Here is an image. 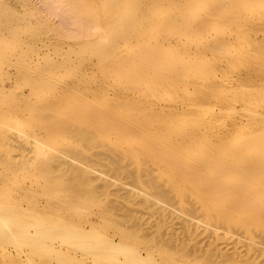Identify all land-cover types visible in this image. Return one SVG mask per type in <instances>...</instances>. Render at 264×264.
<instances>
[{"label": "bare ground", "instance_id": "6f19581e", "mask_svg": "<svg viewBox=\"0 0 264 264\" xmlns=\"http://www.w3.org/2000/svg\"><path fill=\"white\" fill-rule=\"evenodd\" d=\"M198 1L199 0H179L178 3L174 0H102V5L99 10L98 8L94 9V7H91V9L93 8V11L89 12L95 16L93 17L92 15V18H94V20L92 19V21H95L94 23L97 25H95L94 27H100L98 28V30H101V32L103 31L102 35H100L101 37H99L98 35L97 36L102 39L105 36V38L102 41L95 36L93 40L91 39L90 41L89 39L88 41H86V43H84V46L82 45V47H84V50L86 52H89L88 56L96 59L100 67L104 68L105 71L103 70V72L107 71V74H110L109 70L112 72L116 71L115 74L119 73V71L130 73L128 71V68L133 67V65H131L133 64L131 63V59L133 57L136 58L137 56H139V58L143 60L142 63L145 66H143V69L145 68L146 70L144 69V71L141 72L143 70L141 68L142 70L138 72L140 73V76L139 78H137V76H135L136 71L134 72V70H131L134 68L136 69L137 67H133L131 69L129 68L132 71V74L130 73L128 74V76H133H129L130 78H132V81L129 80L131 81L130 84L131 86L138 89L141 94H144V92H146L144 88H140L143 79L141 75H143L144 72L148 73L150 71V69L147 68H152V66H149V64L151 63L155 64L157 62L160 67H158L157 65L154 66H157L158 68H161L163 66V68L158 71L156 70V67L155 69H153L154 66L152 68V73L154 75L157 74L158 76L160 74L159 79L166 80V82L168 83L181 82L179 76L181 74H184L185 68L188 67L189 64H179L180 66L183 65L184 68H179L180 66L178 65L177 67H174L176 59L180 57V54H178L180 52L177 53L175 50L178 51L179 49L184 54H190L187 49L191 45H188L189 40L187 39L188 37L185 38V33L191 31L188 35H195L194 37L197 38L198 33L194 32L195 34H193L192 31H198L200 32L199 35H201L199 37H205L204 35L202 36V34L203 32H208V34H210L211 30L209 27L211 26L209 25H212V19H215L216 17H222V19L224 17H228L227 13L230 14V11L228 9L231 8L230 10H232V7L235 8H233V10H236L237 8L236 12H233L237 14L241 12L242 14L244 8H242L243 11L238 12L241 9H238V6L239 4H243V2L248 0H207V2H205V0H202V2L204 1L203 3L201 1L200 3ZM250 1L255 0H249L248 2ZM262 1V3L264 4V0ZM77 2L79 1L77 0ZM83 2H85V0ZM192 2L196 3L195 7H192ZM204 3L205 7L202 8L206 9L207 7H210L212 9L213 7L214 9L216 7L217 9H219L211 12V9L205 10L200 6V12L204 10L202 12L203 18H206V16L208 17L209 12L210 18L208 17L209 19L202 21L200 20L202 18H199L198 20H200V22L198 24L196 23V25H192V21L196 20V18L194 14L193 18L195 19L190 18L192 17V14L190 16L188 15L192 12H198L199 8L197 7L199 5L203 6ZM175 5H178L176 6V11L174 10V13L177 16L173 13L174 17L172 18V16L170 14H167V12H170L172 9H174ZM7 7L8 6H5L2 2H0V61H2V57L3 59L4 57L8 58L7 67L12 65V67L14 68L13 70L15 71L11 72L9 69H7V67L0 65V249L4 251L7 246L10 247L11 245L13 248H15V252L19 254H26L25 256L30 262V259L32 258H38V260L36 259L37 261H39L41 258H44V262L49 261L51 264L53 260L56 261H54L55 264L58 261L59 263L62 262L64 264H70L71 262H74L73 264H176V262L177 264H209L204 253L198 254V251L195 248V250L191 249V251H189V249L187 250L185 249V246H183L184 248L180 249L182 247L181 245H183L184 243H180V245L175 242L177 239H179V232H177L176 230L175 232H172V237H170V234L169 237L167 236L168 238H171L170 240L167 239L168 241L166 240L164 242L163 240L159 239V237L157 239H159L160 242L158 241L159 243H157L156 238H147L151 235L145 236L143 233L139 234L142 228L136 227L135 225L134 227H126L122 224V221H120L119 219L117 220V214L113 212V203V207L109 206L108 208V205H106L107 202L104 204V201L100 196L102 193H104L105 187L103 186L101 188L99 187L100 189H97L96 186V189H93L95 186L92 183V180H90V178L92 177L89 176V174L91 173L92 175V172L95 169H98V167H108L109 163L112 164V166H115L113 167L115 172H117L118 174H120L121 172L128 173L136 186L138 185L142 189H146L147 192L153 193V195H151L142 190L145 196L147 194V196H154V198L158 201L163 200V198H165L164 192L167 191L165 190L163 192L162 186L170 185V188L175 191L180 201L185 200L189 194L196 195L200 201V206L206 210L205 212H207L205 215H209L210 219L216 213L212 211L213 208L219 207L222 209H226L227 212L233 215L232 217H238L241 220V222L239 221V223H245L247 222V218L252 217L256 223L264 225V136H258L261 132L263 133V130L261 132H257V134L259 133L258 135H255L256 133L252 132V134H254L253 136L255 137L251 140L249 139V142L245 144H238V146L240 147L235 146L236 143L232 142V145L229 140V142L226 141V139L228 138L225 139L226 142H221L223 141V139L220 140V138L219 141L216 138V140L219 141V144H217L214 139L213 140L215 143L212 140H209L214 144H210L209 141H206V145H203L202 143V146L197 140V137L201 136L199 134L200 130H197L199 131L197 134L199 136L197 137L196 135H191L192 132H190V135H188V132L186 131V135H183V132L179 131L177 132H181L179 138L181 136H184V139H180V141H183H177L178 144H171L170 148H168V146H165L166 149H163V145H166L168 143V137H164L163 135L165 134L162 135L158 132V134L156 133V135H153L155 134L156 130L160 132L164 130L163 127L165 124L161 123L163 126H161L160 124L159 125L163 128V130L159 128L160 126H157L159 130L157 127H155V132H152V138L154 137V140L157 139L155 140V143L159 144L158 148L160 147V145L161 147H163L159 149L157 148L158 150L156 149L157 151L155 150V155H153V153L150 154L149 152H147L146 149H148L149 144H143L142 142L144 140L142 141V138L151 135L149 133L153 130H151L150 132H147V130L149 131V123H151V121L157 117V111L161 112V110L159 111L157 108H154L156 111L152 109L151 112L148 109H144L145 113L146 110H148L149 113L147 112V115H141V111L143 110L141 108H144V106L142 107L141 105H136L139 106L138 108L132 106V99L129 98L131 100L126 99L127 101H131L128 103H126L127 101H119L120 103H122L121 106L123 107V114H120L121 112L119 111L118 113L121 116L117 115L118 117H113L114 114H109L111 109H109V98H101L100 100L95 95V97H93V99L89 102H80V105L77 108L69 111V115L67 117H64L60 114L61 110H64V104L62 105L63 101L59 105L49 103L46 100L47 97H45V93L48 88H51L49 87L48 83V75L54 74L58 67L65 64L66 61L63 60L61 63L52 62L48 56L49 53L47 55V51L45 52L44 49V51H42L41 48H43V44H40L41 46L31 45V43L29 42H26V44H24L25 40L21 35L24 34L25 31L31 32L29 31L31 29L25 31L24 29H21L22 24L18 23L14 15H12V11L10 12L9 8ZM166 9L169 10L167 11ZM95 10L97 14L102 11L101 16L98 15L97 17V14H95ZM165 10L166 12H164ZM195 10L197 11L195 12ZM208 10L210 11L208 12ZM205 11L207 12L205 13ZM164 13L170 15L171 17L164 18L168 17L167 15L164 16ZM237 14H235V16ZM204 15L206 16L204 17ZM260 15V18H258L259 20L255 19L257 16H255V20L252 19L251 16L250 18L251 22L256 24L255 26L260 25L261 28L254 31H262V37H260L263 40L260 39L259 41H262L261 43L264 44V15ZM187 16L190 18H188V22L184 21L187 19H183ZM175 17H177L178 19L180 18V20L175 19V21H180V25L182 23H185L187 26H185V24L182 25V27H186V30L185 28H183L184 30L182 29L183 31H185L184 34L181 32V34L173 33L176 36L174 38V43L168 42L169 39H171L169 41H173V36H171L173 34L172 32H170L171 35H169L167 34V32L168 29L172 31L173 28H171V24L172 22H174L172 21V19H174ZM231 18L232 17H230V19ZM20 22L22 23V21ZM139 22L147 23V25L143 27L145 30L142 28L143 31L141 29L140 33H135L134 28L136 27V24L138 26ZM176 23L177 25H179L178 22ZM133 32L135 34H133ZM214 33L215 34L212 35L216 37V34L218 35L219 33H221V31L219 32L218 30V33ZM145 34L148 35V37L155 39L154 43L148 40L150 38L145 39V41L148 40L154 45L147 46V43L150 44L148 41L145 44L142 43L145 42ZM165 34L169 35L171 38H168ZM241 35L242 34L239 35L238 32H234L227 36L221 34L220 36H217L216 39H212L214 42L212 41L213 43L211 45L209 44L207 46V49L214 50L215 52L213 51V53L217 52L218 54L222 51L228 52L229 49L226 48L227 44L235 45L238 39L243 41L246 40L243 39L244 35ZM142 37L143 39L141 40L140 38ZM190 38L191 37H189V39ZM132 39L133 41L139 39L142 43L140 45L136 44L137 50L140 49L136 52L138 53L136 57V53L132 57L130 55L127 56L124 52L127 48L126 47L123 53L124 55H126V58L130 57V60L126 59L124 62H122L118 58V61L121 64H119V62L117 61L119 65H116V62L113 61L115 64L113 67L111 66L113 65V62L110 64V67L109 62L104 65L105 60L109 61V58L111 57L114 59V55H116L117 50H119L120 47L129 44ZM165 39L166 44L169 43L170 47L167 45L168 47L165 46L164 48L163 42L165 41ZM139 40H137L136 43H138ZM256 40H258V38ZM43 43H45V41ZM170 43H174L175 45H172ZM253 43H255L257 46L259 44L257 41L255 42V39L253 40ZM261 43L260 46L263 45ZM19 45H23L22 47H24L20 51L17 50V46ZM256 45L253 46L256 47ZM138 46H140V48ZM171 49L174 50L173 52H176V56L174 55V53L172 54ZM217 49L221 51L218 52ZM81 50L78 51L79 54L84 51ZM162 50H164V52ZM183 50L186 52H184ZM194 50L196 51L197 49L194 48ZM262 51L264 53V50ZM160 52H162L161 55ZM193 52L194 51L192 49V53ZM118 54L119 53L117 52V55ZM124 55L123 59H125ZM215 56L218 55L216 54ZM139 58L136 59L139 60ZM142 60H140V64ZM158 61H160V63L162 62L163 65L161 64V66ZM136 63L138 64V62ZM125 66L129 67L126 68ZM186 70L188 69L186 68ZM263 70L264 69H262V72H264ZM262 72L260 70L259 73L264 74ZM125 73L124 75L126 77L127 73ZM245 74L246 75L243 77V79H239L240 77L238 79H235L237 81L234 82V85H232L234 87L232 91L236 90L235 87L241 86V82H243L244 79L249 76L248 73ZM261 74H259V76ZM120 75L122 74L120 73ZM184 75H186L185 77H188L186 72ZM241 75L243 76L244 74L241 73ZM129 77H127V79H130ZM263 77L264 76H262V78ZM260 80L264 81V78ZM21 83L26 85L27 88L24 91L16 90V85H19ZM130 84L128 85L130 86ZM133 87L131 89L134 90ZM141 89H143L144 91L142 92ZM119 97H117V99H119ZM119 102L116 103H118V105L120 106ZM116 103L114 104L116 105ZM176 103L172 105L173 108L176 109V114L179 113L178 111L180 110H185L183 108L184 106L180 107ZM115 105L112 107L113 109H120L118 105L116 106L117 108H115ZM180 112L182 113V111ZM186 113L188 114V112ZM166 114L170 116V114ZM166 114L164 116H166ZM176 114L171 115L174 118H178V115ZM187 114L184 116H188ZM27 116H30V118L26 119ZM186 118L184 119L188 120V118L190 117L188 116ZM156 119H154L156 121L155 126L159 123L158 120H160L161 118L157 117ZM164 119L166 118L164 117ZM169 119L171 118L169 117ZM182 120L183 119H181V121L179 122L177 121L176 123L183 124ZM195 121L196 120H194L193 122ZM164 122L168 121L164 120ZM174 122H172V124ZM43 123L46 124L44 125ZM195 123H197V121ZM167 124L169 125V123ZM175 126L177 127V125ZM40 127L42 128L39 132L36 129ZM54 129L59 131L60 133H66L67 141L64 143L56 141L54 139L55 136L51 134ZM145 129L146 133L144 131ZM151 129L154 128L151 127ZM171 130L175 131L174 125L173 129ZM181 130L183 131V129ZM141 131H144V134L148 135L140 136L143 135ZM169 133L171 132L169 131ZM224 134L223 137H228V135H226L227 133L225 135ZM117 136H119V138L124 137V144L127 143V141L130 142L131 137L134 138V140L137 138L138 140H136L138 142L139 148L132 152L124 149L125 147L122 148V146L118 144V141H116V139L118 138ZM126 136L128 137V140L126 139ZM159 137H163V139L165 140H159ZM250 137L248 136L247 138ZM193 139H196V143H199L200 145L196 144L195 141L193 142ZM244 139L241 143L244 142ZM11 140H15L19 143L12 144L10 142ZM207 143L209 145H207ZM109 146L112 149L117 150L116 152H119V154L109 157ZM130 150L132 149L130 148ZM252 155L253 157H250ZM66 156L70 157V160ZM131 157L134 158L133 161L136 167L133 166V164L132 168H136V170L133 169L135 171L131 170V167V169L128 168L129 164L127 165V161L131 159ZM148 160L152 163L151 165L153 168H151L150 166V169L147 167V169L142 170L141 165ZM149 170H152L151 172L154 171V173H150ZM31 176L35 177V182H37L38 178L44 179V183L40 191L34 192L31 190L32 192H29V187H27L25 185V182L23 183V181L19 182L16 191L10 188L8 180L14 178H24L23 180L25 181L26 177ZM97 177L95 176V178ZM31 181L33 182V180ZM227 181L231 182L228 183ZM106 182H108V180ZM110 183L112 182L110 181L109 184ZM128 183L130 182L128 181ZM151 189H153V191ZM128 190H132V188H129ZM129 192L131 195L132 192ZM114 193L112 191L111 195L114 196ZM144 194H141L143 195V197L140 195L143 200L139 196L140 200H142L140 201L138 199V202L140 201L139 204L141 205L142 202L147 203L148 201H152L153 204V201L155 199L149 200V198L151 197L148 196L149 198H145ZM128 196L129 193L126 198H128ZM134 197L135 195H133V198ZM130 198H128V202L132 201L129 200ZM107 201L109 202V200ZM122 203L124 202H121V204ZM95 205L97 208L93 207ZM135 205H132V208L135 209ZM129 206L131 207V205ZM157 206H153V208L157 210V208L160 207ZM158 209L160 210L161 208ZM209 209H211L214 214L210 213ZM117 213L119 212L117 211ZM160 216H162V214ZM164 216L165 215H163V217ZM158 217L157 219L160 218ZM100 222H106L107 226L111 227V229L113 228V232L105 233L98 227ZM187 223L189 222L187 221ZM187 223L182 227V231L184 233L190 230V227L187 230V226L191 225H187ZM145 227L143 226V228ZM168 231L167 233H169ZM250 233H248V236ZM209 240L211 241V239ZM210 241L207 243H210ZM249 246L247 245V247ZM195 247L197 248L198 246ZM252 247L254 246H251V251L253 250ZM200 249L202 248L200 247ZM247 249L248 248H245V251H247ZM158 250L160 251V253H170L171 255L180 254L183 258L186 259H183V261L175 260L176 262L172 260L173 262H171L168 257L169 255L167 254V257L166 255L163 257L157 255V257L155 255V251L157 252ZM258 250L256 251L259 252L260 250ZM179 251H181V253H179ZM205 253L207 255V252ZM246 254L248 255V253ZM211 259L213 260L212 257ZM89 260L91 263L89 262ZM41 261H43V259H41ZM215 263L220 264L219 262Z\"/></svg>", "mask_w": 264, "mask_h": 264}, {"label": "rangeland", "instance_id": "374dc122", "mask_svg": "<svg viewBox=\"0 0 264 264\" xmlns=\"http://www.w3.org/2000/svg\"><path fill=\"white\" fill-rule=\"evenodd\" d=\"M78 1L79 2H77V0H8V1L7 0H0V2H2L5 6H8L7 8H9L10 12L12 11L11 13H12V15H14V17L16 18L18 23L22 24L21 29H24V31L31 29V30H29L31 32L25 31V33L23 32L24 34L21 35L22 38L25 40L24 44H26V42L27 43L29 42V43H31V45H35V46L36 45L41 46L40 44H43V48H41V49H42V51H44V50H45V52L47 51V53H46L47 55L49 53L48 56L52 62L61 63L63 60L66 61L65 64L60 65L58 67V69L56 70V72L54 74L48 75V77H47L49 80L48 83H49V87H51V88H48L47 89L48 91L46 90V93H45V97H47L46 100L49 103L59 105L63 101L62 105L64 104L63 105L64 110H61V112H60L61 115H63L64 117H67L69 115V111L77 108L80 105V102H87V101L89 102L93 99V97H95V95L100 100H101V98H106V99L109 98V109L111 108L110 109L111 113L109 112V114H114L113 117H118V116H121L120 114H123V110H122L123 107L121 106L122 103H120L119 101H121V102L125 101L126 102L127 100L132 99L131 100L133 102V104L131 103L132 106L137 107V108L140 105L142 107L144 106V108L140 107L141 109H143L141 111V115H147L149 113L148 110L151 112L152 109L155 110L154 108H157L159 111L161 110V112L157 111V113H158L157 117H160L161 119L158 120L159 123L156 124V126H155L156 121L154 119H156L157 117L153 119L154 122L152 120L151 123H149V125H150V126L148 125L149 131L147 130V132H150L151 130H153L149 133L151 135L144 134V131L146 133V129L144 131H141L143 135L139 134L140 136L148 135L147 137L142 138V141L144 140L142 143L143 144L144 143L149 144L148 149H146V150L150 154L153 153V155H155V152L159 148H162L163 146H164L163 149H166L165 146H168V148H170L171 144H178L177 141H179V142L183 141V140L180 141V139L181 138L184 139V136H181L180 138H179V136H180L181 132H183L182 133L183 135H186L185 134L186 131L188 132L187 133L188 135H190L189 133L192 132L191 135H196V137H197V136H199V135H197L199 132L197 130H200L199 134L201 136H199L200 138L197 137L198 138L197 140L201 145H202V143H203V145H206L205 144L206 141H209V140H212L213 142L215 140L217 142V144H219L220 140L223 139V141H221V142H224L225 139L228 138V139H226V141L229 140L231 143L232 142L236 143L235 146L240 147V146H238V144L239 145L245 144V143L249 142V139L251 140L255 137V136H253L254 134H252V132L256 133L255 135H258L259 133L257 134V132H261L263 130V133L261 132L258 136H260V135L264 136V90H263L264 89V81L260 80V79L264 78V77L262 78V76H264V74L259 73L260 70L262 72V69H264V53L262 51V50H264L263 49L264 44L261 43L262 41L261 42L259 41L260 39L263 40L261 38L262 37L261 36L262 31L261 32H259V31L255 32L254 31V30L260 29L261 28L260 25L255 26L256 24L251 22V18L254 19L255 16H257L255 19L259 20L258 19V18H260L259 15L260 14L264 15V13H263L264 4L262 3L263 2L262 0H260V2H259V0L248 2L249 1L248 0V1L243 2V4L242 3L239 4L238 9H240V8L241 9L238 12L244 10L242 12V14H241V12L238 13L239 15L237 13H235L237 8H236V10H233L234 7H232V10H230L231 8L228 9L230 11V14L227 13V16L229 17V19H228V17H226V18L224 17L223 19H222V17H216L215 19H212L213 20L211 22L212 25H209V26H211V27L213 26L212 29L214 32L218 33V30H219V32L221 31V33H219L218 35L216 34V37L220 36L221 34L227 36V35L232 34L234 32H238L239 35L240 34L244 35L243 39H246V40H244L245 42L243 40L238 39L235 45L227 44L226 48L229 49L228 52L222 51V52H220L221 54L220 53L218 54L217 52L213 53L214 50L209 49L210 50L209 51L207 49L208 48L207 46L209 44L211 45L214 42L213 40L216 39V37H214V35H212L215 33L212 31L211 27H209V26L208 27L211 30L210 31L208 29L210 31V34H208V32L207 33L203 32V34H202V36L204 35L205 37H199L201 35H199L200 32H198V31H192L193 34H195L194 32L198 33V34L196 33L198 35L197 38L194 37L195 35L194 36L188 35V34H190L191 31H188V33L186 32L185 38L188 37L187 38L189 40L188 45L189 46L191 45L189 47L190 49L189 48L187 49L188 52H190V54L187 53L188 54L187 55L185 53L186 54L185 55L182 51H180L177 48L178 51L177 50H175V51L177 53L180 52V53H178V54H180L179 55L180 59L179 58L176 59L175 63L174 62L173 63L175 64L174 67H177V65L180 66L179 64H189L188 67H186L188 70H186V68H185V72L187 73L188 77H185L186 75H184L185 74V72H184V74H181L179 76L180 77L179 79L181 82L168 83V82H166V80L159 79L160 74L157 76V74L154 75L152 73V70L155 69V67L157 68L156 69L157 71L160 70L161 68H163V66H162L163 63L162 62L160 63V61H158L160 65L162 64L161 68H158L160 66L157 64V62L155 64L151 63L152 65L149 64V66H152V68L154 65H157L158 67L154 66L153 69L151 67H148L147 69H150V71L148 73H146V72H144V74L142 73L143 75H141V77H143V79H142V82H141L142 85L140 88H144V90L146 91V92H144V94H141L140 91H138V89L131 86L130 83L132 81V78H130V77H133V76L129 75L130 76L129 77L128 74H130L132 72L131 70H134V72L136 71L135 76H137V78H139L140 73H138V72H140V70H142L143 66H144V64L142 63L143 60L140 59L139 56H137L138 53H136V52L139 51L140 49L137 50L136 44H138V45H140L142 43L145 44V43H147L148 40L150 42L154 43L155 39L148 37L149 33H148V35L145 34L147 37L144 36L145 37L144 41H145V39L150 38V39L146 40L145 42L141 43V40L143 39V37L140 38L141 40L137 39V40H139L138 43H136L137 40L133 41V39H132L131 40L132 43L130 42L129 44L124 45V46L120 47L119 50H117V52L119 54L117 55V52H116V55H114L115 56L114 59L111 57L112 59L109 58V61L105 60V63H104V65H105L106 63L109 62V67H110V64L114 61V62H116V65H119L121 63L118 61V58L120 61L124 62L126 59H129V60L131 59L130 57L126 58V55L127 56L130 55L132 57L136 53L135 57L137 56L136 58H139V60H137L136 58L133 57L134 59L133 58L131 59V63H133V64H131V65H133V67H137L136 68L137 70L135 68L131 69L133 67L130 68L129 66H131V65H129L127 67H129L131 70L128 68V71L130 73L126 72L127 73L126 77L124 75L125 72H122V71H119V73H117L118 74L117 75V74H115L116 71L112 72L109 70L110 74L109 73L107 74V71L103 72L104 68L100 67V65L98 64L96 59L95 58L93 59V57L88 56L89 52L87 51L88 52L87 53L84 50V47H82V45L84 43H86V41H88L89 39L91 41V39L93 40V38H95V36L97 38L98 36L101 37L100 35H102L103 31L101 32V30L100 31L98 30V28H100V27H98V28L94 27L96 24L94 23L95 21L94 22L92 21V19L94 20V18H92L93 14H91L89 12V11H93L92 10L93 8L91 9V7H94V9L98 8V10H99V8L102 5V0H85V2H83L84 0H82V1L78 0ZM174 1L178 2L179 0H174ZM200 1L202 2V0H199L198 2H200ZM80 2H81V4H80ZM205 2H207V0H205ZM195 4L196 3L192 2L191 3L192 7H195ZM204 5H205V3L203 4V6L199 5L197 8H199L200 6H201V8L205 7ZM176 6H178V5H175V7L173 6L174 9H172L170 12L168 11L169 9L168 10L166 9L168 11L167 14H170L172 16V18L174 17V14H175L174 12L177 9ZM201 8L198 9L199 10L198 12H200ZM242 8H244V9L242 10ZM202 9H205V8H202ZM207 9H211V8L207 7L205 10H207ZM212 9H213V7H212ZM212 9H211V12H214V10H216L217 8L215 7L213 10ZM166 10L164 12H166ZM196 11L197 10H195V12ZM209 11L210 10H208V12ZM233 11H235V12H233ZM95 12H96V10H95ZM198 12H196V13L192 12L188 15V16H190L192 14V17H190V18H192V19L196 18V20L198 21L197 22L196 20H194V21L190 20L193 22L192 25H194V24L196 25V23L198 24L200 22V20L202 21V20H206V19L210 18V15H209L210 12L208 14L209 18L206 16L207 14L204 15V17L206 16V18H203V13L202 12L198 13ZM206 12L207 11H205V13ZM101 13H102V11H100L98 14L96 12L95 14H97L96 16L98 17V15L101 16ZM167 14H165L164 16H166ZM193 14H194L195 18H193L194 17ZM235 14H237L236 16H238V17H236ZM170 15H167L168 17H164V18H169V17H171ZM245 15H249V16H245ZM262 15H260V16H262ZM188 16L186 18L185 17L183 18V19H187L184 21L188 22V20L190 19ZM250 16H251V18H250ZM93 17H95V16L93 15ZM230 17H232V18L230 19ZM246 17H248L249 19ZM199 18H202V19L198 20ZM175 19H178V18L175 17L174 19H172V21H174V22H172L171 28H173V29H172V31H170L168 29L167 34L171 35L170 32H172V34L173 33L174 34H176V33H179V34L183 33L184 34L185 31H183L184 30L183 28H185V30H186L185 26H187V25L184 23L185 26L182 27V25H184V24L181 22L182 24L180 25L179 24L180 21H177V20L175 21ZM178 20H180V18ZM20 21H22V23ZM96 22H97V20H96ZM176 22H178L179 25H177ZM175 24H176V26H175ZM146 25H147V23H144V22H139L138 26L136 24V27H135L136 29L134 28L135 33L136 32L140 33L141 32L140 30L143 27H145ZM214 28H215V30H214ZM143 29H142V31H143ZM204 31H206V30H204ZM135 33L133 32V34H135ZM167 34H165V35H167ZM174 34L171 35V36H173V41H169L171 39L168 40V38L170 36L167 35L168 42H174V38L176 37ZM258 36L259 37L261 36V37L259 38ZM189 37H191L192 39L191 38L189 39ZM104 38H105V36L103 37V39L102 38H99V39L103 41ZM257 38H258V40H256ZM251 39H253V40L255 39V42L256 41L258 43L260 42L263 45L260 46V43H259L258 46H260V47H258L255 43H253V40H251ZM44 41H45V43H43ZM163 43H164V48H165V46L166 47L169 46V43L166 44V39ZM174 43H170V44L173 45ZM251 44H252V46H251ZM148 45L150 46V45H154V44H152V43L148 44L147 43V46ZM253 45L254 46L256 45V47H254ZM22 46H20V45L17 46V50L20 51L22 48H24ZM233 46L234 47L236 46L235 47L236 49ZM138 47L140 48V46H138ZM125 48L127 51L126 50L124 51ZM191 48L194 51L193 53H192ZM194 48L197 49L196 50L197 52L194 50ZM260 48H261V50H260ZM81 49L84 51H82ZM79 50L82 51V52L80 51L81 54H79V52H78ZM171 50H172L171 51L172 54L174 53V55H175L176 52H173L174 51L173 49H171ZM119 51H122V52H119ZM123 51L125 52L126 55H124ZM162 51L164 52V50H162ZM186 51H184V52H186ZM219 51H221V50H218V52ZM165 52H167V51H165ZM129 53H131V54H129ZM161 54H162V52H160V55ZM214 54L215 55L217 54L218 56H215ZM123 55H124L125 59H123ZM7 59L8 58H5V57L3 59V57H2V61H0V65L7 67ZM140 60H142L141 64H143V65L140 64ZM117 61L119 62V64L117 63ZM114 62H113V65H111L112 67L115 65ZM136 62H138V64L142 67H140ZM134 65H136V66H134ZM185 66H187V65H185ZM179 68H184V67H183V65H181ZM189 68H190V70H189ZM7 69H9L11 72L15 71V70H13L14 68L12 67V65L7 67ZM144 69L141 72H143ZM257 72L259 74H261L262 76L261 75L259 76V74ZM113 73H114V75H113ZM120 73L122 75H120ZM149 73H152V74H149ZM241 73L244 75L242 76ZM245 73H248L249 76L246 77V79H244L243 82H241V86L235 87L236 90L232 91L234 89V87L232 85H234L235 84L234 82L237 81L235 79H238L239 77H240L239 79H243V77L246 75ZM262 73H264V72H262ZM116 77H118V78H116ZM127 77H129L130 79H127ZM129 80H131V81H129ZM128 84H130L131 87ZM16 87H17L16 90H20V91H24L27 88V86L22 84V83L19 85H16ZM132 87L134 88V90L131 89ZM227 87H228V90H227ZM229 88H230V90H229ZM260 88H261V90H260ZM144 90L141 89L142 92ZM20 91H18V92H20ZM137 91L139 92V94ZM119 96H121V97H119ZM117 97H119V99H117ZM123 97H125V98H123ZM129 98H131V99H129ZM137 100H138V102H137ZM131 101H127L126 103L131 102ZM116 102H119L120 106ZM134 102H135V104H134ZM114 103H116V105ZM174 103L178 104L180 107L184 106L183 108L185 110H180V111H182V113L180 111H178L180 114L179 113L176 114V112H175L176 109L173 108V106H172ZM114 105H115V108H117L116 106L118 105L120 107V109H118V108H117V110L113 109L112 107ZM136 105H139V106H136ZM144 109H148V110H146V113L148 112L147 114L145 113ZM166 109H167V112H166ZM114 110H115V112H114ZM119 111L121 112L120 114L118 113ZM183 112H184V114H183ZM186 112H188V114ZM166 113L170 114V116L167 115ZM185 113L190 117V118H188V120H186L187 119L186 117H188V116H184V115H186ZM165 114H166V116H164ZM171 114L172 115H174V114L178 115V118L175 117L177 120ZM164 117L166 119H164ZM169 117L171 119H169ZM172 117H173V119H172ZM27 118L29 119L30 116H27L26 119ZM184 118H186V119H184ZM206 118H207V120H206ZM181 119H183L182 120L183 124L182 123L177 124L176 122L181 121ZM164 120L168 121V122H164ZM194 120H196L197 123H195L196 121L193 122ZM172 122H174V123L172 124ZM161 123L165 124L163 127L164 130L161 127V126H163ZM167 123H169V125ZM173 125L175 128V131L171 130V129H173ZM175 125H177V127ZM157 126H160L159 128L162 129L164 132L162 130H161L162 132L157 131V130L155 132V129H156L155 127H157ZM147 127H145V128H147ZM151 127L154 129H151ZM178 127L183 129V131ZM41 128L42 127L37 128L36 130H38L40 132ZM159 128H158V130H159ZM176 128H177V130H176ZM168 130L171 133H169ZM184 130H185V132H184ZM56 131L57 130L54 129L53 132L51 133L55 136L54 139L58 142H61V143L66 142L67 141L66 133H60L59 131H57V132ZM179 131H181V132L177 133ZM195 131H196V133H195ZM141 132H139V133H141ZM152 132L153 133L155 132V134H153ZM157 132L159 134H162V135L165 134V135H163L164 137H168V140H167L168 143L166 145H163L162 147L160 145L159 148H158L159 144L155 143V140H157V139L154 140V137L152 138V134L156 135ZM167 132H168V134H167ZM224 133L225 134L227 133L226 135H228V137L227 136L223 137ZM162 135H160V136H162ZM247 135L249 137L251 135L252 138L251 137L247 138L248 137ZM117 137L118 138L116 139V137H115V139H116V141H118V144L120 146H122V148L125 147L124 149H127L130 152L135 151L139 148L137 138H136L137 140L136 139L134 140V138L129 137L131 140L130 142L127 141V143H129V144H127V143L124 144V142H125L124 137H121V136H120L121 138H119V136H117ZM159 138H160L159 140H165V139H163V137H159ZM216 138L218 140L220 138L221 139L218 141V140H216ZM126 139L128 140V137ZM243 139H244V142L241 143L243 141ZM247 139H248V141H247ZM197 140L193 139V142L195 141V143H196ZM10 142L12 144H18L19 143L15 140H11ZM153 142H154V145H153ZM213 142H210V144ZM199 143H196V144H199ZM208 143H207V145H209ZM233 143H232V145H233ZM130 148L132 150H130ZM116 151L117 150H114L109 146V157H112V156H115L116 154H119V152H116ZM63 156H64V154H63ZM250 157H253V155ZM67 158H69V160H70V157H67ZM133 160H134V158L131 157V159H129L127 161V165L129 164L128 165L129 169H131L132 165L134 164ZM151 164L152 163L149 160L145 161V163H143L141 165L142 166L141 169L142 170L147 169V167L149 168L150 166H151V168H153ZM133 166H135V164ZM113 167H115V166L114 165L112 166V164H110V163H109L108 167L107 166L98 167V169H95L92 172V175L90 173L89 176L92 177V178H90V180H92V183L95 186L93 189H96V186H97V189L99 187L100 188L103 186L105 187L104 193L105 192L106 193L105 194L102 193L100 196L102 197L104 204L107 202L106 205H108V208H109V206L113 207V205H114V207H113L114 211H113V208H112V211L117 214V216H116L117 220L119 219L120 221H122V224L124 226H126V227H132L133 226L134 227V225H135L136 227L142 228L140 230L139 234L143 233L145 236L151 235L150 237H147V238H156L157 243L160 242L159 239L163 240L164 242L167 239L170 240L171 238H168V237L170 235H171L170 237H172V232H175V230H176L177 232H179L178 233L179 239H177L175 242L178 244L184 243L183 245L180 244L182 246L180 249L184 248L183 246H185V249H187V250L189 249V251H191V249L193 250L195 248L198 251L197 252L198 254L204 253V255L207 257L206 259L209 262V264H211V263L214 264L215 262H219L220 264L222 262H223L222 264H224V263L225 264H263L264 263V225L256 223L252 217L247 218V222H245V223H239V221L241 222V220L238 217H235V216L232 217L233 215H231L229 212H227L226 209L216 207V208H213V210H212L214 213L215 212L217 213V214L215 213L216 215L211 211V209H209L210 213L214 214L213 217L211 216L212 218L210 219L209 215L208 216L205 215L207 212H205L206 210L200 206V201L196 195H190L189 194L185 200L180 201L178 199V196L176 195L175 191H173L170 188V185H168V186L163 185L162 186L163 192L165 190L167 192H164L165 193V198H163L164 201L163 200L158 201L154 198V196H151V195H153V193L147 192L146 189H142L138 185L136 186V184H134V182L132 181V179L130 178V175H128V173H125V172L122 173L121 172L120 174H118L117 172H115ZM143 167H145V168H143ZM133 169L136 170V168H132L131 170H133ZM135 170H133V171H135ZM151 171H150V173H154V171L153 172H151ZM94 175L96 177L97 176L98 177L95 178ZM23 179L14 178V179L8 180L10 188H12V190L16 191V189L19 185V182L23 181V183L25 182V185L27 187H29L28 188L29 192L31 190L35 192V191H40V189L44 183V179H42V178L41 179L38 178L37 182H35L34 176L26 177L25 181ZM31 180H33V182ZM107 180H108V182H106ZM110 181L112 183L109 184ZM128 181L130 183H128ZM100 182H102V183H100ZM227 182L230 183L231 181H227ZM129 188H132V190H128ZM112 189H114V190H112ZM142 190H144L146 193L151 194L150 196L148 195L151 198H149L147 196V194H146V196H147L146 197L144 192H142ZM151 190L153 191V189H151ZM112 191H113V193L114 192L116 193V194L114 193V196L111 195ZM129 191L132 192L131 195H130ZM136 191H137V193H136ZM127 192L129 193L128 198H130L131 196H132L131 198H133V195H135V197L137 196L136 198L134 197L133 199H131V198L129 199V200H132V201H130L131 203L128 202V198H126V196L128 195ZM138 192L141 194L143 193L144 197L149 198V200L155 199L154 200L155 202L153 201V204H152V201H150L151 203L149 201L147 203L142 202L140 205L139 203H140V201L143 200L142 199L143 195L139 194ZM166 193L168 196L166 195ZM139 196L142 200H140ZM122 197H123V199H122ZM138 199L140 200L139 202H138ZM107 200H109V202ZM115 200H116V202H115ZM120 201L124 202V203L121 204ZM133 201L135 202V204L137 203L139 205H137V204L135 205ZM161 201H163L165 203H163ZM156 202H157V204H156ZM112 203H113V205H112ZM158 203H160V204H158ZM129 205H131V207ZM132 205H135V209L132 208ZM142 205H144V206H142ZM157 205L160 207H158ZM153 206L154 207L157 206L158 208H161V209L159 210L156 207L158 210L157 211V210H155V208H153ZM93 207L97 208L96 205ZM126 207H127V209H126ZM192 207H194V208H192ZM121 208H122V210H121ZM128 208H130V209H128ZM153 209L155 210V212ZM193 209H196V210H193ZM117 211L119 213H117ZM132 211H133V213H132ZM161 211L162 212L164 211V212L162 213ZM158 212H159V215H158ZM161 214H162V216H160ZM163 215H165L166 218H165V216L163 217ZM157 217L161 220L157 219ZM121 219H123V220H121ZM137 219L139 222L137 221ZM187 221L189 223H187ZM185 222L187 223V225L188 224L191 225V226H189V225L187 226V230L190 227L191 233H190V230H188L185 233L182 231L183 225L186 224ZM106 226H107L106 222L105 223L100 222L98 225V227L100 229H102L105 233L106 232H108V233L113 232L112 231L113 228L111 229V227H109V226L106 227ZM143 226L144 227L146 226V227L143 228ZM207 229H209V230H207ZM168 230H170L171 233ZM167 231L169 233H167ZM207 231H209V232H207ZM216 231L218 232L219 235L217 234ZM206 232L208 233V235L209 234H211V235L208 236ZM213 232H214V234H213ZM146 233H148V234H146ZM248 233H250L249 236L251 238L248 236ZM183 234L184 235L186 234V235L184 236ZM194 236H197V237H194ZM157 238H159V239H157ZM188 238H190V239H188ZM193 238H195V239H193ZM199 238L202 241H200ZM216 238H217V240H216ZM209 239H211V241ZM250 239H252V240H250ZM254 240H255V242H254ZM163 241H161V242H163ZM209 241H210V243H207ZM195 243H197V244H195ZM247 245L248 246L250 245V246L247 247ZM195 246H198L197 247L198 249ZM251 246L255 247V248L252 247L253 248L252 251L250 250ZM7 247L4 251L2 249H0V264H51L49 261H47L49 263L44 262V260H45L44 258H41V259H43V261H41V259L39 261H37L38 258H32V259L29 258L31 260V262H30L27 259V257L25 256L26 254H24V253L19 254V253L15 252L16 251L15 248H13L11 245H10V247L9 246H7ZM200 247L202 249H200ZM245 248H248L247 251H245ZM208 249H209V252H208ZM214 250H216V251H214ZM256 250H258L259 252H257ZM183 251H184V249H183ZM157 252H158V254H157ZM157 252L155 251L156 256L160 255L163 257L166 254L169 255L168 257H169L171 262H173L175 260L176 261H183V259L184 260L186 259V258H183L180 254H178V255L174 254L175 255L174 256V255H171L170 253H163V252L160 253L159 250ZM205 252H207V255ZM250 252H251V254L253 252L254 253L251 255ZM179 253H181V251H179ZM246 253H248V255ZM255 253H257V254H255ZM249 254H250V258H249ZM167 255H166V257H167ZM172 256H174V257H172ZM162 257H159V258H162ZM211 257L213 258V260L211 259ZM228 257H229V259H228ZM215 258H217L218 260ZM208 259H211V260H208ZM224 259L228 260V261H225ZM219 260H221V261H219ZM54 261L55 260L52 261V264L54 263ZM89 262H90V260H89ZM227 262H229V263H227ZM71 263L73 264L74 262H71ZM56 264H64V263H62V262L59 263V261H58ZM176 264H177V262H176ZM215 264H217V263H215Z\"/></svg>", "mask_w": 264, "mask_h": 264}]
</instances>
